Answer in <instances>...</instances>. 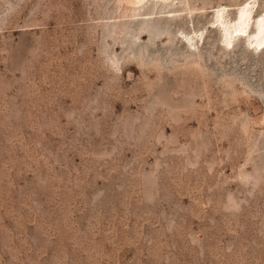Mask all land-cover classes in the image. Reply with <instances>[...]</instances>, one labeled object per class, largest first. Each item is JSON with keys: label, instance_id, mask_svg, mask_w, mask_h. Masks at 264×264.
Returning <instances> with one entry per match:
<instances>
[{"label": "rangeland", "instance_id": "1", "mask_svg": "<svg viewBox=\"0 0 264 264\" xmlns=\"http://www.w3.org/2000/svg\"><path fill=\"white\" fill-rule=\"evenodd\" d=\"M246 1L0 0V264H264Z\"/></svg>", "mask_w": 264, "mask_h": 264}, {"label": "bare ground", "instance_id": "2", "mask_svg": "<svg viewBox=\"0 0 264 264\" xmlns=\"http://www.w3.org/2000/svg\"><path fill=\"white\" fill-rule=\"evenodd\" d=\"M146 1L147 0H123V3L127 7H134L144 4ZM162 1L169 2L171 0ZM255 3L256 0H247L241 3L234 17H231L227 13L226 7L222 5L214 11L213 23L219 26L221 30V40L226 46H230L237 37H244L247 45L256 50L264 44V10L256 12ZM196 35L198 38H201L202 32ZM193 38V34L190 33V35H187V39L190 42H193Z\"/></svg>", "mask_w": 264, "mask_h": 264}]
</instances>
